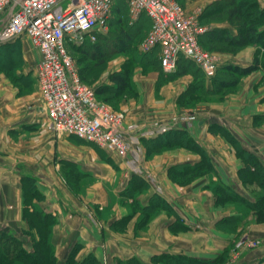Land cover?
<instances>
[{
    "label": "crops",
    "instance_id": "obj_1",
    "mask_svg": "<svg viewBox=\"0 0 264 264\" xmlns=\"http://www.w3.org/2000/svg\"><path fill=\"white\" fill-rule=\"evenodd\" d=\"M212 1L185 0V7L201 13ZM258 1L264 5V0ZM133 24L140 25L142 32L146 33L150 20L141 14ZM208 27L237 32L227 20L212 22ZM26 46H23L25 51L33 52L28 44ZM138 50L139 55L145 57L156 55L157 67L146 75L134 74L140 96L125 102V105L129 104L130 120L141 116L139 105L144 96L152 98L151 90L156 81L174 79L171 87L165 85L161 88L163 95L168 93L165 100L159 103L164 106V103H171L172 94L185 90L194 76L188 68V59L180 60L177 67L180 74L169 78L173 73L170 75L161 71L157 51L143 53ZM254 50L253 45L245 46L231 56L225 55L222 64L246 65L253 60ZM121 60H115L114 71L120 69ZM6 82V78L0 81V229L19 235L27 228L23 217L24 197L26 199L29 184L34 182L43 197L41 200L34 197L32 201L56 220L52 243L58 264L64 263L74 244H80L76 255L78 259L92 252L100 264H113L116 258L132 256L149 264L151 257L161 252L215 258L229 243L230 235L214 225L222 216L215 209L214 196L201 189L209 179L201 180V185L194 190L191 184L179 187L167 176V166L182 162L193 164L200 161V155L175 148L146 159V139L173 129L187 130L209 155L219 179L237 186L240 184L238 171L242 165L233 152L218 146L224 141L212 136L208 128L212 123L224 127L264 165V124L253 125V116L264 114V71L256 70L243 78L240 90L229 95L225 101L208 103V109L197 114L199 119L193 125L182 123L176 116L168 122L144 121L135 127L126 126L125 136L130 145L126 156H105L94 144L55 131L48 125L44 112L37 104L36 93L31 91L18 95L17 89ZM105 83H110V80ZM114 163L116 166L112 167ZM90 177L94 181L87 186L86 179ZM134 177L148 185L146 192L135 195L136 203L146 206L157 195L171 211L170 215L160 212L148 228L139 230L137 235V216L129 220L124 232H116L110 227L128 213L129 204L124 202L125 196L139 189V185L130 187ZM73 182L78 187H74ZM173 222L187 225L189 230L173 234L170 231ZM262 257L264 255L250 262L255 264Z\"/></svg>",
    "mask_w": 264,
    "mask_h": 264
},
{
    "label": "rangeland",
    "instance_id": "obj_2",
    "mask_svg": "<svg viewBox=\"0 0 264 264\" xmlns=\"http://www.w3.org/2000/svg\"><path fill=\"white\" fill-rule=\"evenodd\" d=\"M179 2L187 10V8L185 7V0H180ZM117 9L122 10L123 12L125 11L126 14L125 16H122L121 13H112V15L114 16H112L108 25L109 28L104 34L107 36L104 39H99L96 45L97 47H99V52L101 53V55L92 56L91 50L88 51V48L86 49L85 46L70 47V54L74 59L76 68L80 71L84 79L83 81L91 86L105 83V81L109 79L110 74L114 71L113 68L115 60L122 59V63L119 67H123L126 70L127 74L130 77V80L135 86V90H131V84H127V86L119 92H115L114 94L110 92L109 95L107 93L106 94L109 96V100L107 101V103L120 115L124 127H135L137 126V124H140L144 121H153L155 123H159L161 121L168 122L172 121L176 116L179 117V120L182 121V123L193 125L199 119V117H197V114L200 111L208 109V103L225 101L229 97V95L237 93L240 90L242 79L252 73L251 72L247 75L241 76L239 78L237 86L233 89H216L215 91H211L209 93L203 92L202 90L198 89V87L194 84L195 76H193L187 88L176 95L172 94L171 103H164V106L159 105V103H161L160 100H165V97L168 93H166V95H163L161 88L165 85L171 87L173 85L174 79L166 82H162V80L156 81L153 91L151 90L152 98L150 99L146 97L147 95L144 96L143 102L139 105V109H141L140 111L142 112L140 114L141 116H138L136 120H130L128 117L130 112L129 104L125 105V102L132 99L136 100L140 96L138 87L134 81V74L138 72L142 75H146L149 70H155L157 67V56L152 55L150 57H145L144 55H139V43L144 38L145 33L142 32L140 25L130 23V18L127 14V6L125 4L119 2V5L115 7L113 11H118ZM203 19L206 22L208 20V18ZM119 32L123 34L128 33L131 35L130 44L133 47L131 50H122L117 46L116 40L118 39ZM0 39H3L1 40L2 42H0V81L6 78V83H8L7 85L16 88L17 91L19 89L21 90V93L17 92L18 95L26 94L31 91L35 92L37 104L40 105V108L43 111V108L41 107L42 103L36 79V70L40 61V55L37 49L32 45L30 40L26 38L16 37L13 39L4 34ZM25 44H28L33 52L27 49L25 51V48L27 47ZM200 45L203 49L207 50L213 56H216L220 59L224 58L225 55L231 56L233 54L228 51L219 50L218 48L222 46L221 42L219 41H205L203 43L201 42ZM210 45L214 46L215 48L209 49L208 47ZM23 46L25 47L24 49ZM84 50H86L88 53H86ZM255 51L256 46L254 55ZM259 53H264V49L262 47L259 48ZM193 70L194 69H192V72ZM258 70L264 71V69ZM167 74L171 75L172 73ZM192 74L194 75V73ZM261 124H264V114L254 115L253 125L260 126ZM217 126L218 125L212 123L209 126L208 131L210 132V134H212V136H215L217 138L220 137V139L224 141V144L218 143L219 147H221L224 151L233 152L239 159L242 165L241 168L243 179L245 181L243 183L239 178L240 184H238L237 186L235 184L232 185L231 183H229L228 185H230L239 194L245 196L250 200H253L256 195L258 196L263 193L259 186V183L253 177L249 176L250 171H253L255 167L253 164L247 161L246 155L240 152L237 144L230 139L229 134ZM217 138H215V140H217ZM247 138L248 140H250V137ZM251 138L254 140L253 137ZM145 146L147 149L146 159L153 158L154 155L161 154L166 150L175 148H184L189 152L199 154L200 160L202 159V155L200 154V152L197 149H194L191 146L187 145V143L184 141L183 145L174 144L166 146L161 143L160 145L158 144V146H160L158 147L157 144L151 145L147 143ZM154 146H157L158 148ZM99 150L104 152L105 156L112 154L106 152L102 148H99ZM127 153L123 156H126ZM109 159L113 162L111 157ZM181 164H187V162L175 163L167 166L166 172L168 178L181 188L187 187L191 184L193 186L191 189L194 190L197 189L199 185H201V180H203L204 178H208V183L201 189L209 192L210 194H212V196H214L215 209L216 211L222 213V216H220V218L216 220L214 224L215 228L230 235L229 243L221 248L220 252L216 256L217 258L214 261L215 263L213 264H252L250 262L251 259L257 258L260 255L263 256L264 218H258L256 216L255 210L253 208H250L247 203L227 196L220 190L215 191L214 182L220 179L216 173H211L208 170L207 166L205 167L203 166V164H199L198 168H195L194 172H191V170L188 169L186 165L180 166ZM175 165H178L180 167L170 169L171 166ZM115 166L116 165L114 163V166L112 167ZM178 170H181L182 172L178 173ZM86 181L87 186H89L90 183L94 181V178H87ZM140 181V179L134 177L133 181L130 183V187L133 188L139 185V189L137 190V192L134 191L128 194L126 193L127 195L125 196L124 202L127 205L129 204L128 213L123 218L118 221H114V223L110 225V227L116 232H124L127 227V223L134 216H137V221L135 223V234L137 235L139 234V230H146L149 223L156 216H158L160 212L164 211L168 215L171 214V211L168 209V207L162 206L161 201L157 197L151 200V206L146 209H142L137 205L136 201L134 200L135 195H138L141 192H146V189L148 188L147 184L140 186ZM224 184L227 183L224 182ZM72 185H74V187H78V184L75 182H73ZM235 216H237V218H240L236 220ZM26 225L28 226V224ZM36 226L37 225H35V227ZM188 230L189 228L186 229L176 222H173L170 225V231L173 234H177L178 232H187ZM7 231L11 232V230ZM12 233L14 232L12 231ZM19 236L24 237L23 233L19 234ZM24 238L29 245L30 237L25 236ZM163 261L164 259L162 260L161 257H155L153 261L150 260L149 264H161ZM262 261H264V257L260 258L255 264H259Z\"/></svg>",
    "mask_w": 264,
    "mask_h": 264
},
{
    "label": "built area",
    "instance_id": "obj_3",
    "mask_svg": "<svg viewBox=\"0 0 264 264\" xmlns=\"http://www.w3.org/2000/svg\"><path fill=\"white\" fill-rule=\"evenodd\" d=\"M120 0H0V22L13 4L2 35L27 38L40 53L36 79L47 123L108 153L123 156L130 145L120 115L96 95L94 86L79 75L70 47L95 41L108 30L113 8ZM130 23L141 14L150 20L139 43L143 53L157 51L164 73H174L188 59L212 77L222 59L200 45L209 30L199 11H187L179 0H121ZM0 39V42H2Z\"/></svg>",
    "mask_w": 264,
    "mask_h": 264
},
{
    "label": "trees",
    "instance_id": "obj_4",
    "mask_svg": "<svg viewBox=\"0 0 264 264\" xmlns=\"http://www.w3.org/2000/svg\"><path fill=\"white\" fill-rule=\"evenodd\" d=\"M120 2L125 4L123 1ZM118 5H116L115 7H117ZM117 10L118 11L115 12L121 13L122 16H125L126 13H124L122 10ZM199 17L200 22L206 25H210L212 22H221L223 20H227L229 24L237 30L236 33H232L228 29L210 28L208 31L201 35L200 43L213 40L219 41L221 42L222 46L218 49L231 53H236L243 47L252 44L256 46V51L253 60L250 63L246 65L232 62L220 64L217 67L216 73L209 78L205 76L203 71L198 66L188 60V68L190 70L194 69V84L198 87V89L207 93L215 91L216 89H233L237 86L239 78L241 76L247 75L258 69H264V53H259L260 47L264 49V5L262 6L258 0H214L203 8ZM203 18H208L207 22L204 21ZM106 36L107 35L97 34V38L95 41L87 40L82 45H79L77 47L85 46L86 49L88 48V51L91 50L92 56L101 55V53L99 52V47H97L96 45L99 39H104ZM130 38V34H123L119 32L118 39L116 40L117 46L122 50H131L133 47L130 44ZM208 48L214 49L215 47L210 45ZM84 51L88 53L86 50ZM183 59L184 58L180 60L182 61ZM78 72L80 73L79 70ZM179 74V71L176 70L169 78H175ZM80 77L82 78V80H84L81 73ZM109 80L110 83H100L94 86L97 97L106 102L109 100L108 95L110 92H112L113 94L115 92H119L123 90L127 86V84H131V90H135V86L133 85L129 75L123 67H121L119 70L113 71V73L110 74ZM207 81H209V84H207ZM17 92L21 93V90L19 89ZM217 127L229 134L230 139L237 144L240 152L246 155L247 161L254 165L255 168L253 171H250L249 176L253 177L259 183V186L263 193L258 196L256 195L253 200H250L245 196L239 194L230 185L224 184V182L221 180L214 182V190H220L227 196L247 203L250 208H253L255 210L256 216L258 218H264V167L262 165V162L254 153L244 148L230 134L228 130H226L222 126ZM146 141V144H157V146L161 143L166 146L174 144L183 145L184 141L187 143V145L191 146L194 149H197L202 155V159L199 162L193 164L187 163L181 164L180 166L186 165V167H188L191 172H194V169L198 168L199 164H203V166L208 167V170L211 173H216L210 161L209 155L185 129L169 130L164 133H160L153 138L146 139ZM180 166H171L170 169L178 168ZM181 172V170H178V173ZM238 175L244 183L245 181L242 175V168L239 169ZM145 184L146 183L144 181H140V186H143ZM34 197L38 200H41L43 196L38 192L35 183L32 182L29 184L28 194L26 193V199L24 197L23 207V217L27 221L28 226L27 228L22 230L24 237H30V244H27L24 237H21L10 231L0 229V264H58L55 255V247L52 243V229L56 220L50 213L44 212L37 207V205L32 201ZM156 197L161 201L162 206L168 207V204L157 195H154L151 200ZM151 204V201L146 206H141L139 203H137V205L142 209L150 207ZM235 217L236 220L240 218H237V216ZM35 225L37 226L35 227ZM182 227L186 229L189 228L187 225L183 224ZM79 249L80 244H74L69 250L63 264H99V260L92 252L88 253L83 258L78 259L76 255ZM155 257H161L162 260L164 259L161 264H213L215 263L214 261L217 258H197L182 253L169 252H161L157 255H154L151 257V260L153 261ZM113 264L146 263L142 262L136 256H132L124 259L116 258ZM259 264H264V261Z\"/></svg>",
    "mask_w": 264,
    "mask_h": 264
},
{
    "label": "water",
    "instance_id": "obj_5",
    "mask_svg": "<svg viewBox=\"0 0 264 264\" xmlns=\"http://www.w3.org/2000/svg\"><path fill=\"white\" fill-rule=\"evenodd\" d=\"M22 0H17V2H21ZM14 7H15V4H13L12 6H11V8L8 10V12L6 13V15L1 19V22H0V25H3L6 21H7V19L9 18V15H10V13L12 12V10L14 9Z\"/></svg>",
    "mask_w": 264,
    "mask_h": 264
}]
</instances>
